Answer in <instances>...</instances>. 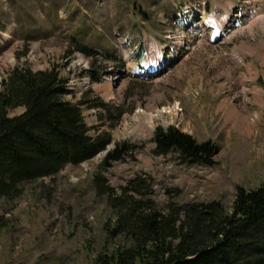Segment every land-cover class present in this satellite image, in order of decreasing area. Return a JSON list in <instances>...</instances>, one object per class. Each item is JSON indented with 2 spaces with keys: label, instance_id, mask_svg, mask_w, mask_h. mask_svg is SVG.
Listing matches in <instances>:
<instances>
[{
  "label": "rangeland",
  "instance_id": "374dc122",
  "mask_svg": "<svg viewBox=\"0 0 264 264\" xmlns=\"http://www.w3.org/2000/svg\"><path fill=\"white\" fill-rule=\"evenodd\" d=\"M15 67L57 69L91 135L129 150L0 200V264H92L110 217L97 173L117 192L144 178L160 209L213 201L230 212L238 187L264 182V0H0V82ZM170 126L215 142V164L156 155L154 131Z\"/></svg>",
  "mask_w": 264,
  "mask_h": 264
},
{
  "label": "trees",
  "instance_id": "16d2710c",
  "mask_svg": "<svg viewBox=\"0 0 264 264\" xmlns=\"http://www.w3.org/2000/svg\"><path fill=\"white\" fill-rule=\"evenodd\" d=\"M66 84L55 68L15 67L1 80L0 200L16 201L26 184L88 161L109 144L107 134L91 135L82 103L66 99ZM19 108L20 114L11 115ZM152 140L156 155L174 153L188 165L213 166L219 151L212 140L198 142L174 126L157 128ZM128 150L127 144H117L100 168ZM93 186L106 198L110 217L92 264H264V182L253 189L238 187L230 212L213 201L160 209L151 185L139 176L117 192L97 173Z\"/></svg>",
  "mask_w": 264,
  "mask_h": 264
},
{
  "label": "water",
  "instance_id": "95a60500",
  "mask_svg": "<svg viewBox=\"0 0 264 264\" xmlns=\"http://www.w3.org/2000/svg\"><path fill=\"white\" fill-rule=\"evenodd\" d=\"M108 152L109 151V148H108V145L105 147V149H104V152Z\"/></svg>",
  "mask_w": 264,
  "mask_h": 264
},
{
  "label": "bare ground",
  "instance_id": "6f19581e",
  "mask_svg": "<svg viewBox=\"0 0 264 264\" xmlns=\"http://www.w3.org/2000/svg\"><path fill=\"white\" fill-rule=\"evenodd\" d=\"M151 70H156V67L152 65V68H151Z\"/></svg>",
  "mask_w": 264,
  "mask_h": 264
}]
</instances>
